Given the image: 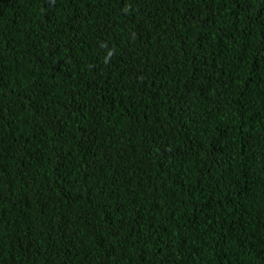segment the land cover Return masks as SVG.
Here are the masks:
<instances>
[{
  "label": "trees",
  "instance_id": "trees-1",
  "mask_svg": "<svg viewBox=\"0 0 264 264\" xmlns=\"http://www.w3.org/2000/svg\"><path fill=\"white\" fill-rule=\"evenodd\" d=\"M0 264H264V0H0Z\"/></svg>",
  "mask_w": 264,
  "mask_h": 264
},
{
  "label": "clouds",
  "instance_id": "clouds-1",
  "mask_svg": "<svg viewBox=\"0 0 264 264\" xmlns=\"http://www.w3.org/2000/svg\"><path fill=\"white\" fill-rule=\"evenodd\" d=\"M245 35V28H236L233 37L234 40L238 38L239 36ZM204 37L206 38L207 42L209 41V44L211 47H213V41L212 39L208 36V34H204ZM214 41L217 43L216 38L212 37ZM78 191H73L71 188H67L61 199L59 200L58 204L55 206L54 211L69 207L73 204L75 195Z\"/></svg>",
  "mask_w": 264,
  "mask_h": 264
}]
</instances>
